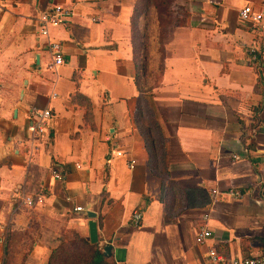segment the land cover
<instances>
[{"label":"crops","instance_id":"obj_1","mask_svg":"<svg viewBox=\"0 0 264 264\" xmlns=\"http://www.w3.org/2000/svg\"><path fill=\"white\" fill-rule=\"evenodd\" d=\"M135 2L0 0V264H50L89 241V213L116 264L264 254V62L247 54L264 46V20L239 16L264 14V0H175L179 22L155 54L144 38L141 56ZM57 6L61 21L43 35L40 18ZM50 42L64 60L54 69ZM33 107L52 117L31 151ZM202 228L211 236L196 245Z\"/></svg>","mask_w":264,"mask_h":264},{"label":"built area","instance_id":"obj_2","mask_svg":"<svg viewBox=\"0 0 264 264\" xmlns=\"http://www.w3.org/2000/svg\"><path fill=\"white\" fill-rule=\"evenodd\" d=\"M63 14V9L60 6L54 7L52 10L43 13L40 18L41 33L43 35L48 34V25H56L61 21V16ZM240 19L244 22L260 23L264 20V14L256 13L252 10L250 6H244L239 13ZM264 28V23L261 25ZM48 50L52 57V61L49 65L50 68L54 69L60 66L64 60L62 57L61 46L58 43L50 42L48 44ZM247 54L254 61L260 60L264 62V46H250L247 49ZM52 114L49 109H36L31 108L28 115V125H27V136L24 139L25 144L31 151H34L38 147V142L40 141L42 135L46 132V129L51 120ZM54 178L62 179V176L56 170H52ZM230 195L241 196L238 191H229ZM211 195L215 200L219 195L218 189H212ZM262 196L264 197V188L262 189ZM41 196H28L25 197L23 202L32 206L34 204L41 203ZM76 211H82L81 208H76ZM142 219V214L140 211H135L132 214L133 226L137 227L140 225ZM211 236L210 231L207 228L200 229L196 235L194 242L196 245H203ZM206 264H264V254L256 257H245V258H228L215 249H210L206 255Z\"/></svg>","mask_w":264,"mask_h":264},{"label":"rangeland","instance_id":"obj_3","mask_svg":"<svg viewBox=\"0 0 264 264\" xmlns=\"http://www.w3.org/2000/svg\"><path fill=\"white\" fill-rule=\"evenodd\" d=\"M140 1L141 0H139V2ZM141 2L144 4V1ZM158 2H161L162 4L154 7ZM135 6L136 10L135 12L133 11L134 17H136V14L140 11V15L134 19L137 21L135 24V29H137L135 31V36L139 39L142 38L143 40L144 38H147L150 43V52L155 54L158 50L159 40L165 38L169 30L179 22L181 14L177 9L178 6L175 4V0H153L152 4L149 3L147 9L140 7V3L136 0L134 3V7ZM0 227L4 228L3 232H0V243H4L5 236L1 235V233L4 234L9 227L8 218L0 220ZM80 243L77 244L79 245ZM14 260L17 262L19 258L7 256V260L4 264H17Z\"/></svg>","mask_w":264,"mask_h":264},{"label":"trees","instance_id":"obj_4","mask_svg":"<svg viewBox=\"0 0 264 264\" xmlns=\"http://www.w3.org/2000/svg\"><path fill=\"white\" fill-rule=\"evenodd\" d=\"M144 1V4L143 2ZM140 7L148 8L149 3L152 4L153 0H141ZM161 5V2H158L154 7ZM159 5V6H160ZM141 9V8H140ZM139 9V10H140ZM136 6L134 7V12ZM140 15V11L134 17V14L131 19L132 26V43L134 47V52L136 55H142L144 49V40L135 36V24L137 21L134 19ZM140 59V57H139ZM81 242V243H80ZM77 243H80L79 245ZM70 247H60L57 250H54L50 259V264H116L112 259L111 255H107L104 252V248L98 247L97 244H91L89 241H86L81 238H75L72 242L69 243Z\"/></svg>","mask_w":264,"mask_h":264},{"label":"water","instance_id":"obj_5","mask_svg":"<svg viewBox=\"0 0 264 264\" xmlns=\"http://www.w3.org/2000/svg\"><path fill=\"white\" fill-rule=\"evenodd\" d=\"M89 219H91L88 223V229H89V242L91 244H96L98 243V233H97V226L96 223L92 220L95 217V214L93 213H89L88 214ZM110 250L111 247L110 246H106L104 248V252L107 255H110Z\"/></svg>","mask_w":264,"mask_h":264}]
</instances>
